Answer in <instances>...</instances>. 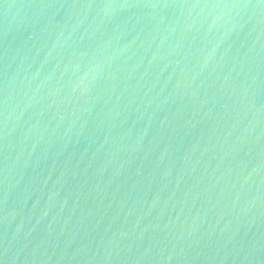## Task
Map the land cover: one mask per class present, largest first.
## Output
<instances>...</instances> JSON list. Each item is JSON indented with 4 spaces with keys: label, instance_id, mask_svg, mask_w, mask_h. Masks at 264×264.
<instances>
[{
    "label": "water",
    "instance_id": "1",
    "mask_svg": "<svg viewBox=\"0 0 264 264\" xmlns=\"http://www.w3.org/2000/svg\"><path fill=\"white\" fill-rule=\"evenodd\" d=\"M0 264H264V0H0Z\"/></svg>",
    "mask_w": 264,
    "mask_h": 264
}]
</instances>
